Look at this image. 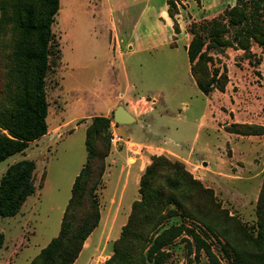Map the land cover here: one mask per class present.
<instances>
[{
  "label": "rangeland",
  "instance_id": "374dc122",
  "mask_svg": "<svg viewBox=\"0 0 264 264\" xmlns=\"http://www.w3.org/2000/svg\"><path fill=\"white\" fill-rule=\"evenodd\" d=\"M239 1L60 0L53 32L61 52L60 58L52 57L53 69L46 88L51 112L48 122L51 128L62 127L53 133V139L41 140L39 147L31 148L33 153L28 158L37 161L36 175L39 178L44 173L46 186L37 187L30 202L15 216L0 215V229L6 235L5 245L0 250V264H30L59 234L74 178L87 160V126L94 117L105 116L107 111H110L107 117L112 118L109 128L112 148V137L116 134L122 138L117 147H128L131 139L134 143L152 142L172 148L187 158L185 161L170 153L168 156L167 151L158 147L143 150L151 156L150 164L154 156L164 155L185 165V170L175 166L171 172H158L153 179V186L160 191L165 187L168 196H177L180 202L169 205L177 214L165 220L164 228L180 226L184 230L163 248L165 260L162 263L154 260L146 264H212L206 250H198L197 241L185 227L201 235L221 264H235L234 247L245 249L246 237L252 248V244L257 246L254 252L258 251L256 240L262 241L264 237L260 234L264 224L259 215V207L264 204V46L251 38L249 47L243 48L240 39L246 32H237L247 25L253 26L254 21L234 26L224 16ZM14 2L0 0V134L7 133L2 121L8 117L15 94L11 59ZM170 2L175 5L170 6ZM150 4L154 5V11L149 9L148 19L135 31L136 20ZM166 10L173 16H170L172 32L183 31L180 28L183 25L189 44L193 32L202 35L204 49L213 55L214 67L227 68L230 81L225 91L216 89L206 95L200 90L190 71L189 44L186 50L187 41L182 38L177 45L170 37L167 45L137 52L141 45L151 42L145 34L151 33L153 22ZM249 10L254 19L264 25V10L257 11L253 7ZM212 20L217 21L219 33L205 27ZM219 39L228 43L221 45ZM131 41L134 48H130ZM129 84L135 87L128 89L125 98L110 100L118 92H125ZM131 95L147 99L130 104ZM119 106L141 119L131 124L116 123L114 111ZM114 122L118 124L115 127ZM33 145L31 142L29 148ZM130 146L135 150L133 155H138L142 148L137 143ZM26 152L0 162V182L10 165L26 158ZM134 161L130 159V163ZM119 169H115L111 178L103 177L97 190L98 199L100 204L101 199L106 204L108 198L119 199L124 192L123 207L127 210L133 198L142 199L141 184H136L134 179L126 183L124 175L118 181ZM192 179L196 182L192 183ZM197 182L210 189V195L204 193ZM182 186L190 190V197L180 195ZM105 188L107 193L103 191ZM144 190L151 194L148 185ZM210 202L214 203L213 212L212 206L210 212L206 211ZM185 210L198 217L206 216L209 223L217 216L216 225L227 226L230 231L219 227L215 232L193 216L184 214ZM147 215L140 208L135 215V228L141 234L133 239L138 251L140 241L144 244L146 238L152 236L153 222L148 220H153V216L150 214L147 219ZM228 216L238 219L241 229L236 230L231 223H226ZM124 218L125 213L111 237L100 244V228H97L92 234L94 244L81 253L76 264H88L95 258L98 264H103L110 258L113 242L121 233L120 221ZM147 225L149 229L144 230ZM21 237L18 253L12 254L18 243L16 239Z\"/></svg>",
  "mask_w": 264,
  "mask_h": 264
},
{
  "label": "trees",
  "instance_id": "16d2710c",
  "mask_svg": "<svg viewBox=\"0 0 264 264\" xmlns=\"http://www.w3.org/2000/svg\"><path fill=\"white\" fill-rule=\"evenodd\" d=\"M200 1V0H198ZM175 2H170V6ZM264 10V0H240L224 15L234 26H244L254 21L253 26L243 27L237 34L246 32V36L240 39L243 48H248L250 39H254L264 46V25L255 20L249 8ZM60 9V0H15L13 12L14 43L11 59L14 63L15 94L7 118L2 123L7 133L0 134V162L8 157L24 152L29 144L48 132L49 100L47 96V79L53 69L52 57L60 58L61 49L53 32V23ZM171 17L172 14L169 11ZM216 20L208 23L209 28L216 30ZM176 26V25H175ZM176 29V27H175ZM194 34L188 46V56L191 63V74L200 90L209 95L214 90L225 91L230 79L226 67H214L213 55L209 54L203 36ZM221 45L228 42L221 41ZM112 118L96 116L91 125L86 129L87 160L77 175L72 195L64 211L59 234L44 247L30 264H75L88 237L93 233L101 221V204L99 203L97 190L107 168V157L112 150L109 128ZM118 125V124H117ZM264 128V127H262ZM238 132V131H237ZM240 133V132H239ZM175 166L184 168L182 161H171L164 155H156L152 159L140 180V194L142 199L133 203L127 223L124 225L121 235L113 242V252L103 264H146L147 261L159 260L162 263L165 258L163 248L184 230L180 226L164 228L167 218L177 214L175 208H169L170 204H179L177 196H168L166 188L162 191L153 186V179L158 172H171ZM36 162L32 159H23L10 165L0 182V215L3 217L15 216L25 204L29 196L35 193ZM170 176V175H169ZM196 181L192 179V183ZM204 193L210 195V189L197 182ZM148 185L151 194L144 190ZM188 188L182 186L180 195L190 197ZM184 208L185 205L181 204ZM206 206L207 212H212L214 203ZM142 209L149 219L153 220L150 231L152 236L147 237L144 244L140 241V251L136 250L134 238L140 237V232L135 228L136 212ZM187 207L185 206V209ZM264 204L259 207L260 222L264 224ZM187 216L198 220L210 229L220 227L230 229L227 226L216 225L217 216L213 217V223H209L206 216L198 217L190 211H184ZM226 223H231L236 230L241 229V223L233 216L225 217ZM232 221V222H231ZM264 226V225H263ZM148 230L149 226L143 227ZM185 230L197 241L198 250L205 249L212 264H221L211 246L195 230L185 227ZM246 234L245 231H240ZM264 236V229L260 230ZM6 236L0 229V250L5 245ZM257 248L247 243L246 247H234L235 264H264V237L256 240ZM144 249L146 250L144 252ZM254 249V250H253ZM160 255V257H159ZM163 255V256H162Z\"/></svg>",
  "mask_w": 264,
  "mask_h": 264
},
{
  "label": "crops",
  "instance_id": "0c3cea01",
  "mask_svg": "<svg viewBox=\"0 0 264 264\" xmlns=\"http://www.w3.org/2000/svg\"><path fill=\"white\" fill-rule=\"evenodd\" d=\"M149 7V8H148ZM164 7V6H163ZM148 8V9H147ZM146 10L144 12H142L140 14V16L138 17V19L136 20L135 24H134V30L136 31V27L141 25L142 21H146L149 17V9L150 11H154L153 8H154V5H151L150 6H147ZM155 9V8H154ZM162 10V9H161ZM171 17L169 15V13L166 11H163L161 13H159V16H158V20H155L153 22V30L150 31L151 33L150 34H145L146 37H150L152 40L151 42L149 43H145L143 45L140 46V48L137 50V52H148L149 50L153 49V48H157L158 46H162V45H167L169 44V38H174V42H176L174 45H177V42H178V39L179 38H182L184 41H187V44H186V50H187V46H188V34L185 33L184 29H182L184 26L181 25L182 27L181 32L177 33L176 31L172 32L171 28L173 29L172 25H171ZM165 31V32H163ZM165 34V35H164ZM173 34L175 35V37H173ZM164 35V36H163ZM187 35V36H186ZM134 39V38H133ZM136 40L138 41L137 37H136ZM157 41H161V43H158ZM132 43V41L130 42ZM174 45H170V46H174ZM177 47V46H176ZM130 48H134V44L132 43L130 45ZM188 53V51H187ZM189 58V56H188ZM189 65H190V71H191V63L189 61ZM129 77V76H128ZM195 80V79H194ZM128 81L130 82L129 78H128ZM132 87H135L134 84H129L126 86V89H125V92H118V94L116 96H114L113 98H111L110 100H114L116 99L117 101L120 100V98H125V96L127 95V91L128 89L130 88V90H132ZM119 99V100H118ZM143 99H147L146 96H142L140 98H135L134 96H129L128 97V100L130 102V104L134 103L135 101L137 100H143ZM155 99V98H154ZM157 102V101H156ZM154 102V103H156ZM117 103V102H116ZM118 104V103H117ZM112 107H110L109 109H112ZM118 108V107H117ZM126 109V108H125ZM127 111H129L128 109H126ZM49 116H51V112L49 110ZM110 111H107V114H104L105 116H109L110 114ZM129 113H131L134 117H136V120H140V119H137V116H135V114L131 111H129ZM47 121H48V118H47ZM134 121V122H135ZM133 123V122H132ZM131 124V123H129ZM117 124L114 122V127L116 126ZM62 126L61 125H57L53 128H51L50 126V122H48V132L42 136L41 138L35 140V141H32L33 142V146L30 147L29 149H27L25 152H26V158L24 159H28L30 158V156L32 155V150L31 148H35V147H39L40 146V143L41 140H45V139H53L54 138V135L53 133L59 131V129L61 128ZM88 127V126H87ZM118 127V126H117ZM134 140H128V147H124V148H121V147H117V144L113 145V148L111 150V153L110 155L107 157V170L105 172V177L109 176V178H111L113 176V174H115V169L116 168H120L119 171H118V181H120V179L122 178V176L124 175L125 176V179H126V183L129 182L131 179H134L136 181V184H140V180H141V176L142 174L144 173L146 167L150 164L151 162V156L146 154V151H143L144 148H149L150 146L152 147H158V148H162L163 150L167 151L168 153V156H169V153L174 155V156H177L178 158H181L185 161H187V158H185L183 155L184 154H181L180 152L172 149V148H169V147H166V146H160V145H155L153 144L152 142H142V143H138V142H135L137 144H139V146H141L142 148L139 150V154L138 155H133L135 150L131 149V144L135 145V143L133 142ZM138 150V149H137ZM19 153H22V152H19ZM133 153V154H132ZM132 154V155H130ZM191 157V155H190ZM131 158H134V162L133 163H130V159ZM23 160V159H21ZM34 160V159H33ZM20 161V160H19ZM36 162V170H35V186H36V190H37V187L39 188H42L43 186H46V181L44 179V173L42 174L41 177H37L36 174L37 173V161L34 160ZM18 162V161H17ZM16 163V162H15ZM190 163H193L191 160H190ZM14 164V163H13ZM195 164V163H193ZM83 167V166H82ZM82 169V168H81ZM80 169V170H81ZM80 172V171H79ZM79 172L77 173V175L79 174ZM76 175V177H77ZM76 177L74 178V181L76 179ZM74 181H73V184H74ZM37 182H38V185H37ZM125 186H127V184H125ZM73 187V186H72ZM105 193H107L106 191V188L103 190ZM36 193V191H35ZM123 195H124V192L122 193L121 197H119V199H117L116 197H110V199L108 198L106 204H103L102 203V199H101V221L99 223V225L97 226V228H100V232L98 234L99 236V244L105 240L106 238H110L111 237V234L113 233L114 231V228H115V225L116 223L119 221L120 217L122 215H124L125 213V218L124 220L121 219L120 223H121V227L123 229L124 225L127 223L128 219H129V216H130V213L132 211V207H133V203L138 200L139 198H133L132 200V204L129 206V208L126 210L124 209V202H123ZM29 198L30 196L28 197V199L26 200L25 202V205L26 206L30 201H29ZM71 198V197H70ZM70 200V199H69ZM69 202V201H68ZM96 228V229H97ZM95 229V230H96ZM122 229H121V232H122ZM2 230V229H1ZM94 230V231H95ZM3 231V230H2ZM93 231V233H94ZM4 232V231H3ZM5 233V232H4ZM92 233V234H93ZM92 234L88 237V239L86 240L85 242V245L83 247V250L81 251V253L85 250V249H89L93 244H94V239L92 237ZM121 235V233H120ZM6 236V235H5ZM120 237V236H119ZM118 237V238H119ZM117 238V239H118ZM18 241V243H15V248L13 250V253L12 254H15V253H18V249L19 247H17V245L19 244L22 245V240H23V237H21V239H16ZM116 240V239H115ZM114 240V241H115ZM4 247V246H3ZM7 249L9 250V247L6 248V251ZM43 249V248H42ZM41 252V251H40ZM113 252V251H112ZM80 253V255H81ZM79 255V256H80ZM111 256V255H110ZM109 256V257H110ZM36 257V256H35ZM34 257V258H35ZM79 259V257L77 258V260ZM77 260L75 262V264L77 263ZM93 261V263H92ZM90 263L88 264H98V259L95 258L94 260H92Z\"/></svg>",
  "mask_w": 264,
  "mask_h": 264
},
{
  "label": "water",
  "instance_id": "95a60500",
  "mask_svg": "<svg viewBox=\"0 0 264 264\" xmlns=\"http://www.w3.org/2000/svg\"><path fill=\"white\" fill-rule=\"evenodd\" d=\"M114 117L116 123L119 124H129L136 120V117L129 113V111H127L123 106L116 108L114 111Z\"/></svg>",
  "mask_w": 264,
  "mask_h": 264
},
{
  "label": "built area",
  "instance_id": "2783aa9c",
  "mask_svg": "<svg viewBox=\"0 0 264 264\" xmlns=\"http://www.w3.org/2000/svg\"><path fill=\"white\" fill-rule=\"evenodd\" d=\"M119 139L122 140V138H120V137L116 136V134H114V136L112 137L113 144L114 145L117 144Z\"/></svg>",
  "mask_w": 264,
  "mask_h": 264
}]
</instances>
